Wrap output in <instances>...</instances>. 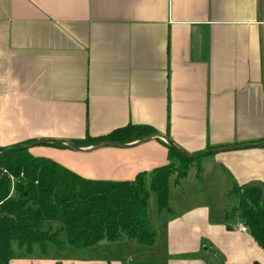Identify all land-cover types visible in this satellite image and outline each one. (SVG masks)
Listing matches in <instances>:
<instances>
[{
    "label": "crops",
    "instance_id": "0c3cea01",
    "mask_svg": "<svg viewBox=\"0 0 264 264\" xmlns=\"http://www.w3.org/2000/svg\"><path fill=\"white\" fill-rule=\"evenodd\" d=\"M128 125L192 154L264 142V0H0V146ZM159 140L32 153L85 178L125 181L169 162ZM212 156L206 163L232 188L264 183V146ZM210 213L171 218L153 264H264L250 232L236 231L242 219ZM123 263L93 255L9 264Z\"/></svg>",
    "mask_w": 264,
    "mask_h": 264
},
{
    "label": "trees",
    "instance_id": "16d2710c",
    "mask_svg": "<svg viewBox=\"0 0 264 264\" xmlns=\"http://www.w3.org/2000/svg\"><path fill=\"white\" fill-rule=\"evenodd\" d=\"M157 134L151 128L128 125L105 135L69 141L79 148L102 142L129 144ZM169 162L151 171L139 172L133 180L107 181L89 179L55 160L33 155L29 149L0 156V264H9L18 249L32 253L39 246L47 255L49 246L90 248L103 240L123 238L140 245H153L156 233L147 209L153 193L159 209L172 211L168 205L169 178L187 175L200 158H190L168 143ZM34 142L27 140L14 146ZM0 146V152L14 147ZM57 148L67 145L45 144ZM214 147H208V150ZM264 185V183H262ZM244 186L234 184L235 204L225 210V221L242 219L256 243L264 251V199L259 186L250 187L242 197Z\"/></svg>",
    "mask_w": 264,
    "mask_h": 264
},
{
    "label": "rangeland",
    "instance_id": "374dc122",
    "mask_svg": "<svg viewBox=\"0 0 264 264\" xmlns=\"http://www.w3.org/2000/svg\"><path fill=\"white\" fill-rule=\"evenodd\" d=\"M43 147L49 146L37 145L29 148V151L32 153V151ZM41 155L50 157L47 152ZM210 158L214 157L205 155L198 160L202 162L200 173H198L196 161L195 164L190 166L187 175L184 177L177 179L175 175L170 176L168 205L172 210L171 212L167 209H159L153 193H150L147 215L155 228L156 238L153 245H140L123 238L115 242L103 240L90 248L68 247L59 250L50 245L47 255H42L37 245H34L32 253L28 254L25 249H18L14 244L16 259H49L51 256L86 258L93 255L112 257L114 255L122 258L123 264H153L160 261L161 255L164 253L163 241L166 237L167 223L171 218L193 208L207 207L210 209V214L215 221H222L225 210L233 206L237 200L224 170L206 163V161L211 160Z\"/></svg>",
    "mask_w": 264,
    "mask_h": 264
},
{
    "label": "water",
    "instance_id": "95a60500",
    "mask_svg": "<svg viewBox=\"0 0 264 264\" xmlns=\"http://www.w3.org/2000/svg\"><path fill=\"white\" fill-rule=\"evenodd\" d=\"M154 137H160V138L164 139L171 147L179 150L185 156L190 157V158H197V157H202V156H205V155L218 154V153H221V152H224V151H229V150H232V149H239V148H242V147H262V146H264V142H261V143H258V144L238 145V146H230V147H225V148L210 149V150H207V151H203V152L192 154V153H187L185 151L180 150L167 137H165L163 135H159V134L149 135V136L137 141L136 143L142 144V143H145V142L151 140ZM54 143L64 144V145H67V146L77 150V151H82V152H90V151H94V150H99V149L107 147V146H124V147L127 146V144H119V143H114V142H102V143H100L98 145L92 146L89 149H86V148L76 147L70 141H66V140H37V141L30 142V143H27V144H23V145H20V146H14V147L7 148L6 150L0 152V156L8 154V153L15 152V151H21V150H24V149H29V148L35 147L37 145L54 144ZM252 186H259L261 188V190H262V200H263L264 199V185L262 183L256 182V181L250 182L249 184L245 185L242 188L241 192H240L241 196L243 197L245 192ZM2 216L3 215H0V217H2ZM228 229L231 230L232 228L229 227Z\"/></svg>",
    "mask_w": 264,
    "mask_h": 264
},
{
    "label": "built area",
    "instance_id": "2783aa9c",
    "mask_svg": "<svg viewBox=\"0 0 264 264\" xmlns=\"http://www.w3.org/2000/svg\"><path fill=\"white\" fill-rule=\"evenodd\" d=\"M236 231L237 232H248L249 230H248L247 226L243 224V225L238 226L236 228Z\"/></svg>",
    "mask_w": 264,
    "mask_h": 264
}]
</instances>
